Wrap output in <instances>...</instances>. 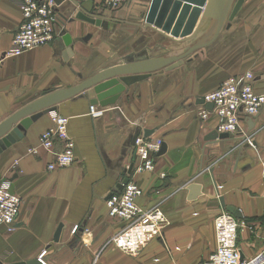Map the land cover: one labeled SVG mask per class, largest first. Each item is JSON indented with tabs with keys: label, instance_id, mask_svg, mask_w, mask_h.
Listing matches in <instances>:
<instances>
[{
	"label": "crops",
	"instance_id": "crops-1",
	"mask_svg": "<svg viewBox=\"0 0 264 264\" xmlns=\"http://www.w3.org/2000/svg\"><path fill=\"white\" fill-rule=\"evenodd\" d=\"M55 1L57 10L67 14L62 30L71 35L72 44L63 40L61 30L48 44L5 56L23 16L18 0H0L1 121L43 95L77 85L111 66L140 60L144 51L156 47L147 46L148 41L134 47V29L123 23L129 46L122 56L112 51L108 58L98 57L106 23H115L114 15L125 14L135 2L147 9L150 0L118 10L97 0ZM79 12L102 21L92 24L78 18ZM215 27V21L207 20L191 42H207ZM144 29L162 37L159 47L169 50L162 55L179 54L191 44H178L145 24ZM247 72L253 74L255 91L264 93V0H245L216 38L175 69L158 70L128 85L115 104L93 105L82 93L36 113L23 138L0 154V179L9 181L22 198L14 228L0 227V263L25 264L38 260L46 249L47 264H199L217 248L215 218L228 212L221 196L243 214L236 217L244 222L238 237L243 253L264 254V107L251 119L253 128L250 118L242 120L240 131L230 138L208 142L206 137L218 130L219 117L211 113L201 118L199 111L206 105L197 102ZM92 106L99 116H93ZM54 110L69 120L76 163L51 171L54 154L40 137L52 126ZM146 130L152 131L147 137L161 139L167 149L153 154L154 170L138 171L143 160L134 139L138 132L145 136ZM129 175L143 191L138 204L146 210L160 207L169 221L162 236L137 256L114 245L113 238L127 222L111 217L106 203ZM193 183L201 185L202 193L189 199ZM75 225L80 229L73 234Z\"/></svg>",
	"mask_w": 264,
	"mask_h": 264
},
{
	"label": "built area",
	"instance_id": "built-area-1",
	"mask_svg": "<svg viewBox=\"0 0 264 264\" xmlns=\"http://www.w3.org/2000/svg\"><path fill=\"white\" fill-rule=\"evenodd\" d=\"M23 21L15 32L13 47L4 55H19L23 52L52 42L63 29L66 20L65 13L57 10L55 0H18ZM111 10H118L137 0H97ZM252 72L224 81L216 90L207 94L206 103L213 105L212 109L204 106L199 116L207 118L211 113L219 117V132L236 134L240 131L241 121L254 118L264 107V93L254 89ZM93 116H99L94 106L91 108ZM53 124L40 137L45 149L54 154V160L48 165V170H56L72 166L76 163L74 144L69 135L66 116L58 111H52ZM249 142H251L249 140ZM163 142L139 135L135 145L137 154L143 162L137 167L138 171H152L155 168L153 154L159 152ZM58 146V147H57ZM58 148V149H57ZM35 152V150H32ZM134 169V166H133ZM133 171V170H132ZM129 177L121 191L112 193L106 200L109 215L122 219L127 225L113 238L114 245L121 251L137 256L152 240L163 234L168 224L166 214L160 207L143 209L138 204V198L143 194L139 185ZM22 198L11 190L9 181L0 179V227L14 228ZM244 222L238 220L230 212H223L215 218L217 248L210 257L199 264H264V254L255 257L246 256L238 244L240 228ZM80 229L75 225L72 233ZM43 250L38 260L47 264Z\"/></svg>",
	"mask_w": 264,
	"mask_h": 264
},
{
	"label": "water",
	"instance_id": "water-1",
	"mask_svg": "<svg viewBox=\"0 0 264 264\" xmlns=\"http://www.w3.org/2000/svg\"><path fill=\"white\" fill-rule=\"evenodd\" d=\"M245 0H151L150 7L145 16V25L150 27L170 40L177 43L191 42L203 29L206 21L213 20L216 23L214 35L207 42H191L187 48L173 55H153L144 59L127 61L101 70L91 77L83 80L77 85L62 88L43 95L28 103L17 112L5 120H0V154L13 143L23 138V130L29 128L36 113L48 111L57 107L61 102L84 93L90 97L93 105L100 104L108 106L115 104L126 87L136 81H140L150 74L161 70H172L181 65L191 54L212 41L222 30L227 20H233ZM77 17L92 24H100L102 18L92 17L83 12H79ZM67 19V14H66ZM61 36L68 44H72L71 35L64 30ZM89 37V36H88ZM71 48V47H70ZM164 50L169 52L164 47ZM70 54L73 52L70 49ZM199 104H205L208 109H212L211 103H206L204 97L198 98ZM250 127L254 123L250 118ZM152 131L146 130L145 136H149ZM139 132L136 134V142ZM231 134L214 131L206 137L208 142H216L219 139L230 138ZM167 145L162 144L159 155L165 153ZM134 163L131 164L128 172L133 170ZM129 181V177L123 179L119 188L122 190L124 184ZM201 185L193 183L189 186V199H196L201 192ZM109 197V196H108ZM225 209L237 218H242L240 209L228 206L224 197H220ZM63 224H60L54 240L59 241ZM1 264V263H0ZM25 264H41L39 260L33 259Z\"/></svg>",
	"mask_w": 264,
	"mask_h": 264
},
{
	"label": "rangeland",
	"instance_id": "rangeland-1",
	"mask_svg": "<svg viewBox=\"0 0 264 264\" xmlns=\"http://www.w3.org/2000/svg\"><path fill=\"white\" fill-rule=\"evenodd\" d=\"M149 2L151 4V0ZM149 7L145 9L144 5L135 2L133 4V7H128L127 9H124L125 11L127 10L125 14L114 15V18L117 19L114 21L115 23L110 24L107 22L105 28H103L102 30L101 44L103 51L98 52L99 53L98 57L108 58L112 51L114 52L119 51L121 53H119L118 56L119 57L122 56V53L125 50V48L129 46V42L126 43L125 37H123L125 34V32L123 31V27H124L123 23L130 24L132 30L134 29L130 40L131 44L134 45V47L138 45L140 46L143 42L147 43L146 41H148L147 46L150 45L156 46L155 48L150 49V51L147 52L144 51L143 54L139 56L140 58L144 59L148 56L161 54V53L167 54V51L165 50L162 51L161 48L159 47V43L163 41L162 37L160 35L154 37L149 33V31H146L144 29L145 16L148 12ZM127 35L128 36L130 35L129 32H127ZM136 36H138V42L137 40L134 41ZM95 49H97V46L93 48V50ZM111 59L113 58L111 57Z\"/></svg>",
	"mask_w": 264,
	"mask_h": 264
}]
</instances>
